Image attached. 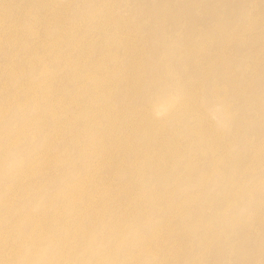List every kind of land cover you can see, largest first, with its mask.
I'll list each match as a JSON object with an SVG mask.
<instances>
[{"label":"rangeland","instance_id":"rangeland-1","mask_svg":"<svg viewBox=\"0 0 264 264\" xmlns=\"http://www.w3.org/2000/svg\"><path fill=\"white\" fill-rule=\"evenodd\" d=\"M59 259L264 264V0H0V264Z\"/></svg>","mask_w":264,"mask_h":264},{"label":"bare ground","instance_id":"bare-ground-1","mask_svg":"<svg viewBox=\"0 0 264 264\" xmlns=\"http://www.w3.org/2000/svg\"><path fill=\"white\" fill-rule=\"evenodd\" d=\"M143 1H145V0H143ZM144 3V2H143ZM205 38H206V36H205ZM203 39L204 38H202V37H200V39L198 40V41H196V40H190V39H187L188 40V42H186V44L187 45H190V46H192V45H194V44H196V43H198V42H201V41H203ZM154 53L156 54V53H158L157 51H154ZM159 54V53H158ZM158 58V56L156 55V59ZM185 59H187V60H190L191 59V57H190V53L188 52L187 54H186V57H185ZM73 62V61H72ZM76 64V62H73V63H71L70 65L72 66H74ZM72 66V67H73ZM162 68H163V64H162ZM164 72H165V75H163V78L166 80V77H168V76H173L174 74H173V69L172 68H166L165 70H164ZM162 80V79H161ZM212 89V88H211ZM165 162H168V160H166ZM191 215V214H190ZM239 222L237 221V220H234V219H230V220H226L225 222H223V231H225V230H228V231H226V232H223L222 231V234H221V236H220V238L218 237L216 240L217 241H219L223 236L225 237V235L228 233V234H230L231 232H232V230H234V226H236L237 224H238ZM103 225L104 226H106L107 225V223H103ZM207 231V230H206ZM233 232H235V231H233ZM221 233V232H220ZM210 236V235H209ZM188 238H189V242H191V240H192V233L190 234V235H188ZM211 238H216V237H211ZM211 238H208V237H206V236H203V235H200L199 236V241L202 243V244H206V243H209V242H211L212 240H211ZM219 239V240H218ZM83 241V243L85 242V239H83L82 240ZM205 246V245H204ZM100 250H101V248H100ZM217 251H218V257L219 258H222V259H227V256L229 255V257H242L243 259L245 258V256H246V253L244 252V253H241V251H240V249L239 250H236L235 248H233L232 246L229 248L228 247V249H223V248H221V247H219V249H217ZM101 252H102V250H101ZM209 252V251H208ZM103 253V252H102ZM192 254V253H191ZM63 260L65 261V259H59V261H58V264H63L62 262H63Z\"/></svg>","mask_w":264,"mask_h":264}]
</instances>
